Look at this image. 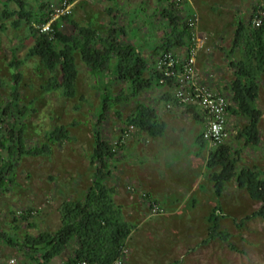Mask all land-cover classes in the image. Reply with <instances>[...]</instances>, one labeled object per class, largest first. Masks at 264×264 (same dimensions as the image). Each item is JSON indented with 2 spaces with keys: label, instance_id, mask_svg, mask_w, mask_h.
Masks as SVG:
<instances>
[{
  "label": "rangeland",
  "instance_id": "obj_1",
  "mask_svg": "<svg viewBox=\"0 0 264 264\" xmlns=\"http://www.w3.org/2000/svg\"><path fill=\"white\" fill-rule=\"evenodd\" d=\"M23 1L28 18L19 20L18 3L0 0V139L5 144L0 151L6 162H13V169L8 170V184L0 189V223L14 242L0 244V257L15 258L17 264H38L24 248L26 238L57 231L62 226L63 208L85 200L96 171L92 155L99 129L103 139L116 147L106 184L114 189L113 200L124 220L134 227L124 245L126 264H264V217L255 215L262 203L238 186L237 176L217 193L213 175L220 167L207 166V148L198 144L199 122L186 106L168 100L173 87L153 82L138 96L132 95L128 82L108 70L94 75L76 51L75 91L67 96L63 88L53 84V77H60L61 68L53 72L38 57L28 56L36 41L32 28L46 26L38 19L54 13L65 2L70 5L67 14L71 23L64 22L63 31L69 32L76 23L95 29L100 37L115 27L118 41L135 46L145 58V76L150 79L162 53L160 46L172 33L173 24L163 15L170 6L169 0ZM195 1L203 4L196 7L197 11L189 9L186 0L174 9L182 21L197 13V33L207 37L211 47L209 51L200 50L203 60H198V54L197 66L198 62L203 63L198 69L200 80L212 76V81L207 80L210 84L232 88L234 66L251 59L252 52L256 55L257 107L262 113L260 143L248 145L238 137V129L246 127L249 119L230 112L226 145L238 157L237 174L256 168L264 176V65L257 52L259 40L253 44L248 39L252 32L260 30L251 25L256 0H242L235 9L213 10L205 8L209 5L206 0ZM5 9L13 14L5 16ZM239 19L245 26L243 39L232 49ZM262 32L264 36V27ZM174 44L172 52L177 56L188 47ZM62 46L58 43L57 47ZM13 55L22 61L17 89L13 76L16 68L10 64ZM113 60L112 67L116 63ZM105 88L114 99L119 95L121 101L111 103L99 121ZM224 93L230 106L237 109L232 92ZM140 105L158 108L161 116L167 113L162 116L168 122L167 137L153 138L130 124L128 118ZM59 126L68 131L69 137L52 142L51 133ZM18 127L23 128L24 147L17 155L10 151L11 147L16 148L10 132ZM13 138H17V133ZM45 145L47 148L41 153H28ZM216 209L218 232L228 233L227 238L220 234L210 236ZM77 247L74 238L51 264H70Z\"/></svg>",
  "mask_w": 264,
  "mask_h": 264
},
{
  "label": "trees",
  "instance_id": "obj_2",
  "mask_svg": "<svg viewBox=\"0 0 264 264\" xmlns=\"http://www.w3.org/2000/svg\"><path fill=\"white\" fill-rule=\"evenodd\" d=\"M15 1L20 7V10L16 12L20 15L19 20L28 18V13L24 8V1ZM169 4L170 6L164 9L163 15L165 19L173 24V27L172 33L168 35L169 39H166L167 42L160 46L162 53L173 51L174 43L177 45H188L187 48L192 44V35L187 21H182V18L175 14L174 8H178L176 4L171 3L170 0ZM3 13L5 16L13 14V12L6 9ZM51 17L52 13H49L45 17L38 19V21L42 24L47 23ZM69 21H71L70 15L64 14L50 24V31H41V27L38 30L32 28L36 34V41L34 46L28 51V56L38 57L49 70L56 72L59 67L61 68L60 77H53V84L58 88H63L67 96H72L75 91V82L78 75L75 64L76 51L80 52L83 60L89 65L94 75L98 76L107 70L112 71L114 77L129 83L132 95L138 96L144 90L152 87L154 83L158 86L168 85L170 88L174 86V80L169 77H166L165 83L161 82L163 73L159 72L157 68L150 79L146 78L147 61L135 46L123 45L118 41L115 27L109 28L105 35L98 37L95 29L82 27L76 23H74L69 32L63 31L61 28L63 23L69 24L71 23ZM263 27L264 24L259 27L260 30L256 33L252 32L251 38L248 39L253 44H256L259 40L257 52L261 55L260 61L264 65ZM244 28V24L239 22V27L235 33V46L240 45L242 42ZM172 39L175 42H172ZM58 43H62L63 46L58 48ZM250 51L252 52V50ZM252 54L253 57L251 59L248 58L247 61H242L234 66L236 78L232 82V94L238 108L234 109L233 106L229 105V111L249 119L246 127L238 129V137L245 139L248 145H258L260 143L259 122L262 113L257 107L259 85L256 66L254 65L256 55L253 52ZM114 58L116 63L112 67ZM21 63L22 61L17 58V55L12 56L10 64L16 68V72L13 75L15 80L14 89L18 88V79L20 77L18 68ZM15 94L17 95L18 92L15 91ZM169 100H175L179 105L186 106L188 112L194 111L195 104H181L173 93L169 95ZM118 101H121L120 96L117 95L114 99L108 89L105 88L102 108L98 116L99 121L105 117L106 111L112 105L111 103H118ZM6 111L5 114H7ZM128 121L131 125L147 131L153 136H158L165 131V124L160 123L158 120L157 110L148 105L138 106L136 113L131 115ZM15 133H17V138L14 140L13 135ZM22 135V127H18L17 130L11 129L10 137L12 136L11 138L16 148L11 147L10 151L17 155L19 151H23ZM68 137V131L63 126L57 127L51 133L52 142L61 141ZM199 141L201 147L208 150V168L220 167V170L213 175L217 193L219 194L225 184L237 176L238 186L246 188L252 199L262 203L255 215L264 217V176H261V172L253 168L243 169L237 174L236 164L238 157L234 156L232 148L226 145V142L209 149L208 143L203 139V134L200 135ZM118 145L120 147L119 143ZM3 147H5V144L0 139V150ZM46 148V145L44 148H32L28 153L38 154ZM115 154V145L103 139L101 131L97 129L95 148L92 155V163L96 171L85 200L71 203L63 208L62 226L57 231L43 232L38 236H28L26 238L24 248L28 249L30 257L37 260L38 264H51L52 259L62 253L74 238L78 242V247L76 249V257L70 261V264H82L81 261L83 260L94 264H110L119 256L120 248L125 245L134 227L124 220L120 209L113 200L114 189L106 184V179L110 173V164L114 160ZM12 169L13 162L11 160L6 162L0 151V189L6 188L9 181L7 175ZM217 217L218 209L212 214L215 224L210 228V236L213 238L220 234L217 229ZM220 235L223 238L229 236L226 232ZM4 241L14 244L13 240L6 236L0 223V244Z\"/></svg>",
  "mask_w": 264,
  "mask_h": 264
},
{
  "label": "built area",
  "instance_id": "obj_3",
  "mask_svg": "<svg viewBox=\"0 0 264 264\" xmlns=\"http://www.w3.org/2000/svg\"><path fill=\"white\" fill-rule=\"evenodd\" d=\"M180 8L184 0H170ZM70 5L63 3L58 8L49 22H47L41 31H50V24L59 16L67 14ZM199 17L194 13L187 19V25L192 35V44L188 48L185 56L180 57L172 51L163 52L159 55L157 70L163 73L161 82L165 83L166 77L174 80L173 95L181 104L198 105L205 114V127L203 130V139L208 143L209 149L226 142L229 137V99L224 92L215 90L208 81L200 80L198 75L197 59L201 49L210 50L207 37H200L197 33ZM252 26L259 28L264 24V2L260 0L254 10L251 19ZM171 107L172 104L168 103ZM3 125L0 122V130ZM157 209V208H155ZM154 209V210H155ZM82 264H94L87 260L81 261ZM0 264H17L15 258H10ZM110 264H126V251L123 245L120 248L119 256Z\"/></svg>",
  "mask_w": 264,
  "mask_h": 264
},
{
  "label": "crops",
  "instance_id": "obj_4",
  "mask_svg": "<svg viewBox=\"0 0 264 264\" xmlns=\"http://www.w3.org/2000/svg\"><path fill=\"white\" fill-rule=\"evenodd\" d=\"M195 0H187V4L189 5L188 6V8L189 9H194L195 11H197V9H196V7H198V9H199V7H201V6H203V4H201L199 1H201V0H199L198 2L199 3H197L196 4V1L194 2ZM241 1L242 0H206V4L208 5L207 7L205 6V8H207V9H211V10H213V9H218V8H221V7H224V8H227V7H231V9H235L236 7H239L240 6V3H241ZM260 2V0H256V3H255V6L257 7V4ZM263 2H264V0H263ZM211 3V4H210ZM168 6V5H167ZM255 10V9H254ZM253 13H254V11H253ZM253 13H252V15H253ZM252 19V18H251ZM239 22H242V20L241 19H239L238 20V27H239ZM243 23V22H242ZM251 25H252V23H251ZM238 27H237V29H238ZM236 33V32H235ZM235 39V38H234ZM185 46L186 45H184V49H185ZM233 46V45H232ZM239 46V45H238ZM238 46H233V48L232 49H236ZM184 49H183V51H184ZM187 50H188V48L186 49V51L184 52V53H182L181 55H180V57L182 56H185V54H186V52H187ZM232 51L233 50H231V53H232ZM200 56H199V61H200V59H202L203 60V53H201L200 52V54H199ZM209 60H210V58H209ZM212 60V59H211ZM210 60V61H211ZM232 64L233 63H235V62H231ZM203 63H201V62H198V69L200 68L199 66H201ZM212 77V76H211ZM211 77H209V78H206V79H203V80H208V81H212V79H211ZM212 84V85H211ZM210 85L215 89V90H218V91H220V92H229V91H231L232 92V88H230L229 86H225V85H223V84H221V83H219V84H215V82L214 83H211ZM224 89V90H223ZM231 89V90H230ZM167 98H168V96H166ZM168 100H169V98H168ZM170 101V100H169ZM169 103V102H168ZM154 108V107H153ZM178 107H175V109H177ZM156 110H157V114H158V120H159V122L160 123H164L165 124V131L162 133V134H160V135H158V136H153V135H150L149 134V132H147V131H144V130H140L139 128V130L141 131V132H143V133H145V134H148L149 136H151V137H153V138H162V139H164L165 137H167L168 135H167V133H168V122L166 121V120H162V116H164V115H166L167 113L165 112V114H163L162 116H161V114H160V112H159V110H158V108H155ZM174 113V112H173ZM189 113L190 114H192V116L195 118V120L197 121V122H199V124H200V128H199V137H200V135H202V133H203V130H204V127H205V123H206V119H205V114H204V112H203V110L198 106V105H194V111H189ZM199 115V117H198V115ZM231 114V113H230ZM199 137H198V144L200 145V147H201V143H200V141H199ZM202 148V147H201ZM203 149V148H202ZM204 149H206V148H204ZM207 152H208V150H207ZM191 172H192V170H191ZM3 253V251L2 250H0V254H2ZM10 255V254H9ZM12 258V257H11ZM8 258H6V257H0V262H3V261H5V260H7ZM9 259H10V257H9ZM8 259V260H9ZM7 260V261H8ZM6 262V261H5Z\"/></svg>",
  "mask_w": 264,
  "mask_h": 264
}]
</instances>
